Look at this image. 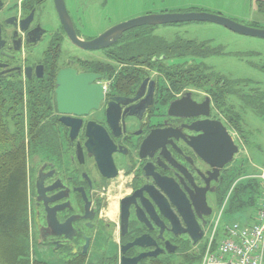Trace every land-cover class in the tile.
<instances>
[{
    "label": "flooded vegetation",
    "instance_id": "obj_1",
    "mask_svg": "<svg viewBox=\"0 0 264 264\" xmlns=\"http://www.w3.org/2000/svg\"><path fill=\"white\" fill-rule=\"evenodd\" d=\"M78 2L64 0L69 20L80 38L91 40L75 25ZM69 20L60 16L57 0H0V79L29 85L52 75L53 135L60 144L29 155L33 253L60 262L122 264L124 256L164 250L137 263L145 264L198 245L227 196L239 152L222 166L227 154L214 141L200 143L197 128L220 121L232 135L225 114L208 90L163 82L161 67L136 66L140 81H123V66L108 54L123 37L107 48L83 49L62 23ZM93 51L100 53L87 57ZM64 69L97 75L93 83L104 91L98 108L67 115L82 119L74 140L57 108V76ZM185 217L203 232L196 244L183 232ZM138 238L141 244L130 246Z\"/></svg>",
    "mask_w": 264,
    "mask_h": 264
},
{
    "label": "trees",
    "instance_id": "obj_2",
    "mask_svg": "<svg viewBox=\"0 0 264 264\" xmlns=\"http://www.w3.org/2000/svg\"><path fill=\"white\" fill-rule=\"evenodd\" d=\"M258 4L264 11V0H258ZM153 28L144 25L130 29L118 45L109 49L108 54L117 59L115 66L122 65L124 68L123 81H140L134 67L144 65L161 67L162 81L170 82L175 87L178 85L177 89L200 86L208 90L232 130L245 144L248 141L245 113L253 111L264 116V91L254 88L244 92L240 85H251L252 80L230 78L199 60L223 53L222 46L184 37L168 40L155 35ZM104 65L111 66L109 63ZM256 66L264 70V63ZM51 76L45 81H31L29 85L23 80L0 79V264H93L76 259L66 262L43 259L36 256L31 247L29 155L46 146L60 144V137L53 135L55 105L52 102ZM237 170L224 194L226 196L233 183L239 180L228 203V210L247 212L256 208L260 181L254 177L257 173H246L245 167ZM188 250L189 246L177 253L181 256L182 264H200L204 248L201 252L189 253ZM171 262L161 257L145 264ZM114 264H118L117 261Z\"/></svg>",
    "mask_w": 264,
    "mask_h": 264
},
{
    "label": "rangeland",
    "instance_id": "obj_3",
    "mask_svg": "<svg viewBox=\"0 0 264 264\" xmlns=\"http://www.w3.org/2000/svg\"><path fill=\"white\" fill-rule=\"evenodd\" d=\"M76 7L75 15L80 21L74 22L80 36L85 39L98 37L111 27L133 18L164 12L207 11L221 14L246 25L264 28V11L259 8L258 0H79ZM153 33L168 40L184 37L198 41H209L212 46H222L223 53L199 60L211 65L217 72L230 78L252 80V86L240 85L244 92L251 91L255 86H260L259 90L264 91V70L256 66V64L264 63V38L239 34L220 24L208 21L155 25ZM99 53L93 51L86 53V55L90 57ZM244 53H252L253 55H245ZM245 119L248 141L241 144V149L235 158L234 168L245 167L246 173H258L264 166V116L250 111L245 113ZM234 133L235 137L237 136L236 138L242 143L238 134ZM238 170L235 169L236 174ZM259 199L260 196L256 208L249 209L246 213L230 212L227 207L221 217L220 226L230 224L233 221L245 224L257 212ZM219 209L217 208L216 216L219 215ZM216 216L213 218L203 242L196 246L188 245L189 253L201 252L203 248L205 249L208 237L217 220ZM248 216L249 219L246 220ZM168 260L172 261V264H182L180 254H172L170 258H166V261Z\"/></svg>",
    "mask_w": 264,
    "mask_h": 264
},
{
    "label": "water",
    "instance_id": "obj_4",
    "mask_svg": "<svg viewBox=\"0 0 264 264\" xmlns=\"http://www.w3.org/2000/svg\"><path fill=\"white\" fill-rule=\"evenodd\" d=\"M57 5L62 19L69 20L70 17L67 12L64 0H57ZM189 21L213 22L239 34L264 38V28L246 25L221 14L207 11L164 12L160 14H148L119 23L91 40H84L78 36L73 21H62V23L70 39L76 45L83 49L96 50L107 48L117 43L124 36L126 31L136 27H141L144 25L155 26L161 24H177ZM28 74L31 76L30 70ZM38 75L42 76L41 73ZM96 78L97 75L95 74H78L77 71L73 69L61 70L57 76V108L58 112L64 115L61 118V121L65 125L71 127L72 140H74L79 128L81 127L82 119L71 118L67 115L75 114L77 116H84L92 109L98 108L100 101L103 98V88L100 85L93 83ZM197 129H201L203 132V134H201L198 138L200 143L203 144V142L206 140H210V143H213L214 141L216 146L219 147L223 153L227 154L221 163L222 166H224L230 160H233L235 154L239 152V145L235 142L233 136L229 133L226 127L223 126L222 122L209 120L202 121L201 126ZM109 145L113 146V143L111 142ZM184 220L188 224V227L184 229L183 232H187L195 244L198 243L203 236V232L198 230L200 227L198 226L199 228H192L189 220L186 217ZM142 239L143 238L136 239V241L130 246L141 244ZM126 249L127 246L124 247V251ZM175 251V245L168 247V252L174 253ZM161 252H164V250L160 251L159 249H156L151 252L141 253L134 258L124 256L122 259V264H137L145 257H157Z\"/></svg>",
    "mask_w": 264,
    "mask_h": 264
},
{
    "label": "built area",
    "instance_id": "obj_5",
    "mask_svg": "<svg viewBox=\"0 0 264 264\" xmlns=\"http://www.w3.org/2000/svg\"><path fill=\"white\" fill-rule=\"evenodd\" d=\"M254 177L259 179L261 186L257 212L245 224L233 221L220 226L221 217L238 185V180L235 181L218 210L200 264H264V166Z\"/></svg>",
    "mask_w": 264,
    "mask_h": 264
},
{
    "label": "crops",
    "instance_id": "obj_6",
    "mask_svg": "<svg viewBox=\"0 0 264 264\" xmlns=\"http://www.w3.org/2000/svg\"><path fill=\"white\" fill-rule=\"evenodd\" d=\"M239 213H246V211L245 212H239ZM250 216V215H249ZM249 216L247 217V219L246 220H248L249 219ZM243 217H244V215H243Z\"/></svg>",
    "mask_w": 264,
    "mask_h": 264
}]
</instances>
